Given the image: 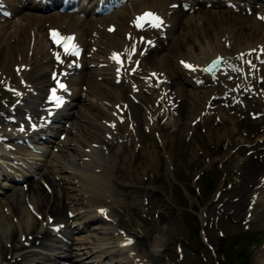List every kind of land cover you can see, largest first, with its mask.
<instances>
[{"label": "bare ground", "instance_id": "bare-ground-1", "mask_svg": "<svg viewBox=\"0 0 264 264\" xmlns=\"http://www.w3.org/2000/svg\"><path fill=\"white\" fill-rule=\"evenodd\" d=\"M160 1V7L162 5V2H166L165 0H147V1H141L139 0L138 2H135L134 4H132L133 8L135 9H141L144 7H147L149 4L152 5H156V2ZM123 9H126L123 8ZM226 11H229L226 12ZM120 12V11H119ZM117 15H112V19L115 20L118 24H124L123 20H122V16L124 14H127V10H122V13H119ZM227 13L229 15V17H227L226 15H223V13ZM214 13L216 14H211L209 11H201L199 14H193V18H196L195 16L198 17L197 20H195L192 23L188 24V28L189 29V34L192 35L191 37H185V33L183 32V34H177L173 37H171L172 39V46L168 49L170 50L169 52L166 53V56H161L159 61L156 60L155 61V67L153 66V68L155 69H159L164 71L163 69L168 68V61H167V57H170L174 54H178V56H184L187 55V57H190L192 60H196V61H200L199 59H205V57L207 56V53L210 54H215L216 52H227V49H224L223 47H220L218 42L216 41V39L220 36L225 37V35L228 37V39L231 41V46L233 47V52H238V50H246L248 49V47H254L256 44H258L259 42H262L264 44V28L261 24H259L257 21L253 20L252 18H250L249 16H242V15H234L232 14V10L229 8H225L224 11L220 12L222 14H218L219 12L214 11ZM204 16V18H200L201 16ZM234 19L239 21L241 24L247 26L248 28L251 29V31L249 30H245L244 28H241L243 26H239V25H234L232 23H230L227 19ZM34 20H37V22L35 23L36 26H40L43 20V16L39 14V16H35L33 18ZM46 19L48 21H50L51 23H57L56 20V16H46ZM66 20V18H61L60 19V23L64 22ZM196 24H202L205 27H207V30L205 29V27H201L199 28L198 26H196ZM67 25V24H66ZM69 26V25H68ZM120 26V25H119ZM239 26V27H238ZM77 27V26H76ZM75 26L72 27H67L69 30L74 31V28H76ZM261 27L260 31H258V29ZM92 28H94L93 30H98L97 28H95L94 26H92ZM239 30H238V29ZM241 28V29H240ZM252 28H256L257 30ZM237 29V30H236ZM78 33L81 37V40L83 42L86 43L87 39V35L86 32H84V30H82L81 27H77ZM240 30L244 33V35H248V34H252L253 36L248 37V39L242 40L240 38L243 37V33L240 32ZM33 30H29L25 27L23 28H18L16 30H13V33L16 36V42L13 44H9V43H5L2 47L3 49L6 48H11V49H15L18 50V52L21 54V51H23L24 49L27 50V43L31 40L32 35L31 32ZM258 32V33H257ZM260 32L262 34H260ZM121 33H114L115 36L119 35ZM8 36L4 35L0 41L2 42V40H6ZM120 39L121 36L118 37L116 39L117 42L120 43ZM242 41V42H241ZM183 45V50L180 48V46ZM33 47L31 48L33 53H36L38 45H32ZM42 47V42H40V48ZM165 49V48H163ZM230 51V50H229ZM46 54H44L45 56ZM200 56H202L201 58H199ZM210 56V55H209ZM46 57V56H45ZM4 64L2 65V68H4L1 73H3L5 70H8V62L10 60H14V57L12 56L11 52H5L4 55ZM6 59V60H5ZM28 60H33L32 58L27 59V63H29ZM21 64H24L21 63ZM50 62H46V66H49ZM170 65V64H169ZM177 65H174V68ZM42 69H46V67L44 66H40ZM51 69V68H48ZM1 70V69H0ZM175 71V70H174ZM177 72V71H175ZM29 74V73H27ZM30 77V76H29ZM70 84L72 86H75L76 83L75 82H70ZM89 89L86 93L85 96L89 97V102L87 103H83L84 107H85V111L87 110H91L90 112H88V114L82 116L83 118H85L87 120V124H85L84 126H82L81 129H83L84 131V137L86 139L87 144L83 145V146H89L92 141H103V129L101 126H99V123L96 124L95 122L98 121L102 118V116L104 117V109H99L98 105H95L94 103L91 102V97L95 98L96 100L101 101L104 98H110L111 102L115 101L116 98L119 97L118 93H116L115 91L111 90V92H105L101 89V85L96 83V82H90L89 83ZM74 89H77V87H73ZM189 91V104L187 103L188 100L185 101V104L187 105H183L184 109L190 108L192 112L196 111L197 108H200L201 104L203 102H201V100L203 98H205V96L208 95V92L202 89H199L197 91H202V93H193L194 95H192L191 90ZM177 92L179 93H183L180 90V87L177 88ZM186 99H188L186 97ZM95 105V106H94ZM97 107V108H96ZM228 122L230 123V127L229 128H224L223 133L225 134V136L227 135H235L233 139H235L241 132V130H243L244 128H242L243 124H241V127H237L239 126L238 123H236L233 119L230 118V120H228ZM252 128L254 129V126H252L251 128H248V130H252ZM101 134V135H100ZM214 135H211L209 137L205 136V141L210 140V137H213ZM222 136V134L220 135ZM220 136L218 135L216 137L217 140L220 139ZM224 143H229V138H222ZM173 140L168 139L166 143V146L172 148L173 146ZM82 155H85L84 153ZM81 155V156H82ZM190 156H192V154H190ZM261 156V154L259 152H257V159L254 160V158H250V157H245L243 158V169H245L243 172H246L247 177H249L248 180L250 183H248V186H252L258 182L260 179H258V177L261 175V166L264 165V159H260L259 157ZM193 157V156H192ZM32 159V161H29L30 163L33 162V160H37L36 158H30V160ZM49 162V167L50 169L59 176H64L63 175V171L64 168L62 166H60V162L58 159V155H54V153H51L50 156H48L45 160V164H47ZM32 164V163H31ZM93 166V165H91ZM96 167H100V165H94ZM87 174H83L81 181L88 183L87 184V190L81 191L82 193L84 192H88L91 195V198H94V192H98L99 195H102L103 191L107 188L106 184H104L105 179L107 178H103L104 173H97L96 171H89V170H85ZM258 180V181H257ZM88 181V182H87ZM260 182V181H259ZM252 183V185H251ZM30 186L28 187V194L31 195V199L34 202L35 206L37 207V211L42 210L43 212H46V214L48 213H52L55 214L57 212H59V207L58 205H53V197H51V195L47 194L45 192V190L38 184L34 185L32 184V182L29 184ZM245 183H243L241 186V190L243 191L245 188L248 189L249 187L247 186ZM65 189V188H64ZM82 190V189H79ZM25 191H22L21 187L18 188V190H16L15 192H12L9 194V196L7 198H5V200L1 203L3 205H5L6 207H8V209L10 210V213L7 212L5 214V211L0 209V259H1V253L5 251V255H4V261L2 262L0 260V264H31L33 263V261L35 260V258H29V256H27L25 254L24 251H21L24 248V241H28L27 235H32L33 230L34 232H38L37 228L40 225V223L35 219L34 216H32L30 214V212L28 211V208L25 204ZM259 195V194H258ZM246 202V198L244 197L240 202L234 203V204H229L231 206H235L237 207V210L240 211L243 209V204L245 205ZM264 202V201H262ZM48 204L50 205L49 207ZM228 204H226L227 208H230ZM261 204H257L256 206H259ZM1 207V206H0ZM236 214V213H234ZM15 219H14V217ZM46 216V215H45ZM17 217V219H16ZM47 217V216H46ZM21 220H19V219ZM237 218H239V223L242 222V217L241 215H237ZM16 221V222H14ZM22 236H24L22 238ZM23 239V240H22ZM87 237L85 239H78V243H76L75 247L73 246H61V248H65L66 250H69L67 252H63L62 254H64V256H70L71 255V250L77 252L76 254H78L81 258V260L83 261L82 263L84 264L85 262H89L90 260L86 259V257H83L84 254L89 253L90 250L93 249L92 248H88V246L85 244L87 243ZM8 253H11V258H8V260H6V256ZM14 253V254H13ZM12 257H14V259H12ZM59 257V256H57ZM64 258H61V260ZM66 259V258H65ZM64 259V260H65ZM256 261H252L251 264H264V258H258L255 259ZM39 262V261H37ZM87 262V263H88Z\"/></svg>", "mask_w": 264, "mask_h": 264}, {"label": "rangeland", "instance_id": "rangeland-1", "mask_svg": "<svg viewBox=\"0 0 264 264\" xmlns=\"http://www.w3.org/2000/svg\"><path fill=\"white\" fill-rule=\"evenodd\" d=\"M247 132L245 135L243 134L244 137H247ZM221 133L223 132L221 131ZM165 137L172 138L171 136H168V133L165 134ZM173 141L174 142H171L173 143V147H168L169 149L166 153L170 160L161 156V152H159V149L155 147V143L150 140L146 144V150L155 151V153H153L155 155L150 158L147 156L145 157L143 155L146 153V150H141L138 153L135 163L125 166V176L122 175L123 178L118 180L116 179L119 183H124V185L127 184L126 189H124L127 194V196L124 197V207L126 210L122 211V216L118 219V221H122L126 227L129 226L141 229L142 233H145V239L148 240L150 245L145 242L144 243L150 247H156V243H162L163 247L175 238L176 234L183 233L184 235H188L189 240L192 242L193 246L196 247V249H194L193 252L190 250L187 255V260L183 262V264H216V258L220 260L222 257H220V255V258L216 255L214 256L212 252L207 251L205 245H203L198 238V229L201 227L200 213L203 209L208 216L212 219L214 218V214L212 215L210 212L213 208L208 206V203L211 201V185L217 183L216 187L218 190V186L222 184L223 180V177H220L218 180V173L219 176H221L223 169H220L221 165L218 167L216 164L213 167L211 163H209V165L205 164L206 166H202L204 164L203 158H200V161H194L192 159L190 154L194 151V148L196 147L195 144H198V141H191L188 145H184L185 141L183 137L179 136H175ZM213 156L214 155H211L209 158ZM198 163H202V167L199 169H202L203 171L206 169L210 172L209 176H203V174H201V170H196L199 167ZM218 170L221 171L219 172ZM215 171L218 173L213 174ZM224 174L234 175L239 178L241 182H243L242 175H240L236 164L227 168L224 171ZM234 178L230 181H233ZM207 181L208 185L204 184ZM146 190H149L152 194V205L156 206L158 209L160 208V211H162L161 221L157 220L158 222L156 223L158 228H156L155 232L145 230L150 227V224L147 225V223L142 222L136 212L141 203L140 195ZM235 192L238 193L237 200L241 201L244 194L247 193V189L242 191L238 186V189H236ZM200 194L201 197L199 196ZM251 194H253L252 191H250L246 196L250 198ZM199 197L201 199H199ZM234 203L235 201L232 200H227V202H225V204L228 205ZM260 204L261 205L255 207V210L252 209L254 214L256 213V220L251 225V230L248 231L246 235H241L235 239H231L230 236L237 232L240 233L239 225L230 221V218L234 219V213L241 215V213H243L246 209V205L244 204L243 209L240 211L237 210V207L229 205L230 207H233L232 212H230V218H228L227 221L224 219V224H221L223 221L216 223L221 219H213L206 224L205 230L211 246L216 247L217 243L219 246L226 245L231 248L234 254L242 252L243 256L245 254L248 256V258H246L247 261L243 262L239 259V254L231 255L228 259L224 260L226 261V264H233V262H238L237 264H251L252 261H256L255 259L264 258V202H261ZM131 206H133L131 212L135 218L130 212ZM193 212H195L196 215L193 214ZM194 215L196 217H194ZM111 229L112 228H109L105 233L98 232L96 234L98 237L95 242L111 237ZM222 231L228 233L229 235L225 240L218 239V234ZM92 235L95 236L94 233H92ZM246 236L253 238L252 241L247 240V247H245ZM107 241L108 238L107 240H104L105 243ZM140 242L144 247L143 240H140ZM232 245L238 246V249L233 250ZM142 251H145L143 254H146L153 262H159L162 260L159 256L153 257L146 247L142 248ZM170 252H168L167 256H169ZM200 252H204L205 261H201L199 256L194 254H200ZM172 253L173 252H171V254ZM4 255L5 251L1 253V261H3Z\"/></svg>", "mask_w": 264, "mask_h": 264}, {"label": "snow or ice", "instance_id": "snow-or-ice-1", "mask_svg": "<svg viewBox=\"0 0 264 264\" xmlns=\"http://www.w3.org/2000/svg\"><path fill=\"white\" fill-rule=\"evenodd\" d=\"M146 18H151V21L155 22L154 23L155 27L160 26V21H159L158 17L154 16L151 13H145L143 17L137 18V27L138 28L143 26L142 23H140V22L144 21ZM50 37H51L53 43L55 45L61 47L66 55L69 53H71L72 55H78L79 54V50H78V47L76 46V44L74 43V37L73 36H65V35L60 34L57 31H52V32H50ZM57 59H59L58 56H57ZM186 67H187V65H186ZM59 87L63 88L64 85L59 84Z\"/></svg>", "mask_w": 264, "mask_h": 264}]
</instances>
